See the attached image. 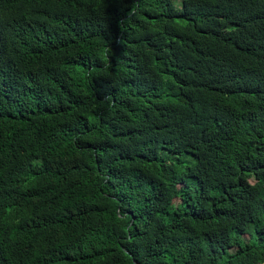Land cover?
I'll list each match as a JSON object with an SVG mask.
<instances>
[{"label": "trees", "instance_id": "1", "mask_svg": "<svg viewBox=\"0 0 264 264\" xmlns=\"http://www.w3.org/2000/svg\"><path fill=\"white\" fill-rule=\"evenodd\" d=\"M0 264H264V0H0Z\"/></svg>", "mask_w": 264, "mask_h": 264}, {"label": "rangeland", "instance_id": "2", "mask_svg": "<svg viewBox=\"0 0 264 264\" xmlns=\"http://www.w3.org/2000/svg\"><path fill=\"white\" fill-rule=\"evenodd\" d=\"M177 2H178V1H177ZM177 2H176V3H177Z\"/></svg>", "mask_w": 264, "mask_h": 264}]
</instances>
